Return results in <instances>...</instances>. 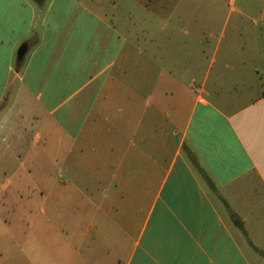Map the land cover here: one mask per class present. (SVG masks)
<instances>
[{
	"label": "crops",
	"instance_id": "obj_1",
	"mask_svg": "<svg viewBox=\"0 0 264 264\" xmlns=\"http://www.w3.org/2000/svg\"><path fill=\"white\" fill-rule=\"evenodd\" d=\"M190 13L0 0V264H264V45Z\"/></svg>",
	"mask_w": 264,
	"mask_h": 264
},
{
	"label": "rangeland",
	"instance_id": "obj_2",
	"mask_svg": "<svg viewBox=\"0 0 264 264\" xmlns=\"http://www.w3.org/2000/svg\"><path fill=\"white\" fill-rule=\"evenodd\" d=\"M185 6L192 10L186 18L193 26L201 23L208 27V39L211 45L215 46L218 41L222 40V47L210 75L211 80L223 67L222 58L229 42L234 40L240 45L241 42L251 39L252 35L256 34L257 42L264 45V0H185ZM200 8L202 11L197 13L196 9ZM145 19L147 20L146 11ZM165 19L166 15H161L159 22L164 23ZM254 23L257 24L256 27H253ZM209 56H212V49H210ZM224 208L222 205L221 209L227 220L234 228L237 227L231 217V211L226 213ZM241 238L242 242L246 240L244 235ZM246 243L248 245L247 241ZM250 256L255 264H259V259L256 260L255 257Z\"/></svg>",
	"mask_w": 264,
	"mask_h": 264
},
{
	"label": "water",
	"instance_id": "obj_3",
	"mask_svg": "<svg viewBox=\"0 0 264 264\" xmlns=\"http://www.w3.org/2000/svg\"><path fill=\"white\" fill-rule=\"evenodd\" d=\"M36 5H43L45 3L46 0H32ZM27 53V49L26 48H21V50L19 51V57L21 58V60L24 59L25 55Z\"/></svg>",
	"mask_w": 264,
	"mask_h": 264
},
{
	"label": "trees",
	"instance_id": "obj_4",
	"mask_svg": "<svg viewBox=\"0 0 264 264\" xmlns=\"http://www.w3.org/2000/svg\"><path fill=\"white\" fill-rule=\"evenodd\" d=\"M231 217L233 218V220H234L236 226H237L240 230L245 231V230H244V226H243L242 221H241V220L239 219V217H238L235 213H233L232 211H231Z\"/></svg>",
	"mask_w": 264,
	"mask_h": 264
}]
</instances>
